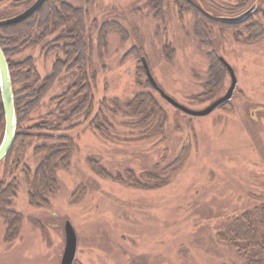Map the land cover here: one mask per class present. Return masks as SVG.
Here are the masks:
<instances>
[{
  "label": "rangeland",
  "instance_id": "rangeland-1",
  "mask_svg": "<svg viewBox=\"0 0 264 264\" xmlns=\"http://www.w3.org/2000/svg\"><path fill=\"white\" fill-rule=\"evenodd\" d=\"M18 1L0 4V21L16 17L34 2ZM61 1L87 11L96 74L93 94L97 108L102 100L109 104L105 126L111 127L101 132L86 124L76 135L79 145L70 167L57 173L59 190L48 209L31 207L22 175L5 178L4 165L1 167V177L7 183L20 182L12 210L23 215V222L19 236L7 241V225L0 218V264H61L67 221L78 239L74 264H247L228 241V229L235 219L264 205V38L252 42L244 34L237 42L235 31L213 27L204 32L207 42L201 43L197 32L202 30L192 15H180L175 0H166L163 24L140 0ZM192 1L220 20L238 17L256 5L254 13L263 11L256 20L264 27V0ZM107 22L125 30V38L113 29L107 35V45L98 51L99 29ZM58 36L53 34L22 50L12 60L20 63L32 58L41 78L49 77L55 62L65 59L56 47ZM167 45L175 51L172 63L167 59ZM209 53L219 58L220 85L215 96L206 101L199 96L206 92L210 80ZM221 57L238 79L225 110L192 117L174 108L153 88L144 87L149 81L142 58L168 96L191 110H204L225 96L232 84ZM138 67L144 72L142 82ZM79 77L78 70L63 72L34 121L48 116L52 122L55 117L49 115L60 110V102L54 99L70 94ZM141 93L151 94L159 106L157 111L162 110L165 116L161 112L147 117L148 111L126 108ZM68 100L60 118L79 103ZM34 149L28 148L22 157L33 170L41 160L34 157ZM181 157L182 166L174 175L162 171ZM94 159L96 167L89 163ZM129 172L139 177L159 174V182L149 176L137 179L148 188L165 185L154 190L133 189Z\"/></svg>",
  "mask_w": 264,
  "mask_h": 264
},
{
  "label": "trees",
  "instance_id": "trees-1",
  "mask_svg": "<svg viewBox=\"0 0 264 264\" xmlns=\"http://www.w3.org/2000/svg\"><path fill=\"white\" fill-rule=\"evenodd\" d=\"M3 1L6 0H0V4ZM20 1L23 0L18 2ZM79 1L84 3L86 0ZM140 1L148 4L149 8L154 12V18L157 21L162 24L165 23L166 0ZM175 2L180 15H192L196 26L200 28L199 30H202L203 33H200L201 31L197 32V37L201 43L205 44L207 42L204 36L206 33L204 32H209V29L213 27L235 31L237 42L244 37V34L248 35L246 37L247 41L253 42L259 37L264 38V27L256 20L263 11H256L245 22L234 24V26L223 22L219 18L209 16L205 10L192 0H175ZM87 18V11L83 8H76L61 0H49L36 15L27 21L18 25L0 28V46L10 67L18 122L14 145L4 162L0 164V218L5 220L7 225V241H13L19 236L23 215L12 210V202L17 197L20 182L13 180L7 183L6 179L1 177V167L4 165L5 178L14 177L17 173L22 175L23 182L28 187L31 207L48 209L51 207V197L59 190L57 173L59 170H66L70 167L72 157L75 155L79 145L76 135L80 133L81 129L86 127V124L88 125L87 127L96 128L101 132L107 131L111 127L105 126L108 121L105 116L106 111H111L109 104L107 105L102 100L100 108H97V102L93 94L96 74L95 71L93 72L91 61L93 48L89 40ZM110 23H104L99 29L98 51L107 45V35L113 29L118 30L122 37L125 38V30L120 29V26L115 23ZM56 33H59V36L55 39V42L58 43L56 47L61 48L65 59H58L55 62L52 74L49 77L41 78L32 58L25 59L20 63L12 60L22 50L45 41ZM165 51L169 63H172L175 54L174 49L167 45ZM134 52L135 49L131 50L130 54ZM214 56V54L209 53L212 64L209 72L210 80L205 85L206 92L199 96L200 99L206 101L215 96L216 89L220 85L217 74L219 68V61L217 60L219 58L216 56V60ZM213 62H216V64L213 65ZM67 70H78L80 73L79 82L70 89V94H72L68 93L54 99L55 102H60V110L56 113L52 112L54 116L53 114L49 115V118L55 117L52 122L47 120L48 116L46 120L34 121V115L48 97L54 83ZM137 76L142 82L144 77L142 67H138ZM20 84L23 86L22 88ZM144 87L148 90L152 89L149 83H147V87ZM69 96H72L70 100L83 98L79 100L76 106L71 108L68 115L60 118ZM70 100L68 102H71ZM226 106L221 107L220 110H225ZM126 108L141 113L150 111L149 113L147 112V117L153 116L154 113L160 115L163 112L162 110L157 111L159 106L149 93L137 95L134 100L127 103ZM163 116H165L164 112ZM32 121L35 123L29 126ZM4 134L5 118L0 96V145ZM34 143H37L38 146ZM31 147L35 148L34 157L41 158L34 170L27 163H23L22 160L26 150ZM89 163L93 167L98 166V162L95 159L90 160ZM182 163L183 157L166 166L162 171L166 175H174L181 168ZM101 169L104 172L102 167ZM146 176L157 182L161 180L159 174L143 173L139 177L130 173L129 186L133 189H147L148 187L143 186L137 180L142 177L146 178ZM164 185L165 183L157 184L148 189L154 190ZM253 212L257 215L255 216ZM228 233H230L228 241L233 244L236 251L245 259L247 264H264V205L259 210L245 213L240 218L235 219V222L229 227ZM223 235L227 237V234L223 233Z\"/></svg>",
  "mask_w": 264,
  "mask_h": 264
},
{
  "label": "water",
  "instance_id": "water-1",
  "mask_svg": "<svg viewBox=\"0 0 264 264\" xmlns=\"http://www.w3.org/2000/svg\"><path fill=\"white\" fill-rule=\"evenodd\" d=\"M48 1L49 0H35L31 6H29L24 12L20 13L16 17L0 21V28L18 25L27 21L28 19L36 15L45 6V4ZM255 9H256V5H254L250 10L241 14L238 17L224 18L222 19V21L229 24L242 23L246 19H248L252 15V13H254ZM220 61L227 68V70L231 75V80H232L231 87L225 96L213 102L206 109L201 111H195L187 108L186 106L182 105L181 103H178L173 98L168 96L159 87L156 80L152 76V73L150 71L146 59L142 58L144 72L152 88L156 92H158L160 96L170 105H172L174 108L185 113L186 115L196 118H202L211 115L214 111L226 105L233 99L234 93L238 86V79L236 77L235 71L232 68V66L222 57L220 58ZM0 96L2 101L3 114L5 118V134L3 141L0 145V164H1L8 156L14 145L17 136V128H18L16 107H15V95L13 91L10 67L1 46H0ZM65 238H66V247L61 264H74L77 256L78 239L75 229L69 221H67L65 224Z\"/></svg>",
  "mask_w": 264,
  "mask_h": 264
}]
</instances>
